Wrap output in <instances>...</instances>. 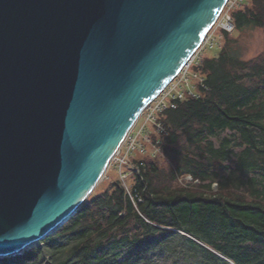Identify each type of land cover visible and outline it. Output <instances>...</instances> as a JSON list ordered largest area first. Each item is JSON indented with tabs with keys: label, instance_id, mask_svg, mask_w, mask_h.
Segmentation results:
<instances>
[{
	"label": "water",
	"instance_id": "water-1",
	"mask_svg": "<svg viewBox=\"0 0 264 264\" xmlns=\"http://www.w3.org/2000/svg\"><path fill=\"white\" fill-rule=\"evenodd\" d=\"M228 0H0V259L58 232Z\"/></svg>",
	"mask_w": 264,
	"mask_h": 264
},
{
	"label": "trees",
	"instance_id": "trees-1",
	"mask_svg": "<svg viewBox=\"0 0 264 264\" xmlns=\"http://www.w3.org/2000/svg\"><path fill=\"white\" fill-rule=\"evenodd\" d=\"M233 18L200 69L210 92L165 114L166 162L142 158L138 207L105 180L41 247L0 264H264V0ZM247 31L262 36L250 58ZM188 175L200 184L182 186Z\"/></svg>",
	"mask_w": 264,
	"mask_h": 264
},
{
	"label": "built area",
	"instance_id": "built-area-1",
	"mask_svg": "<svg viewBox=\"0 0 264 264\" xmlns=\"http://www.w3.org/2000/svg\"><path fill=\"white\" fill-rule=\"evenodd\" d=\"M247 2L248 0H228L200 49L177 77L146 108L120 151L112 159L110 167L112 165L118 170V181L136 208L141 199L134 191L133 178L140 176L142 158L150 157L156 160L165 158L163 137L168 134V127L164 122L166 112L175 108L180 102L201 99L210 92L205 76L200 73L204 62L203 53L221 49L222 34L216 32L221 31L231 35L235 33L233 12ZM179 181L184 187H196L200 184V181L194 180L191 175L180 178ZM213 189H217L216 184L213 185Z\"/></svg>",
	"mask_w": 264,
	"mask_h": 264
},
{
	"label": "rangeland",
	"instance_id": "rangeland-1",
	"mask_svg": "<svg viewBox=\"0 0 264 264\" xmlns=\"http://www.w3.org/2000/svg\"><path fill=\"white\" fill-rule=\"evenodd\" d=\"M216 33L217 34L218 33L222 34L221 31L216 32ZM261 44H262V36H261V34L258 31L251 32V33H248V31H247L242 36L241 42H240L238 48L241 50V52H242V54H243V56L245 58H250V57L254 56L256 53H258L260 51ZM216 53H217V50L205 51L203 53V58H205L207 54L213 55V54H216ZM148 158H150V157H148ZM166 160H167L166 158H162V159H160L158 161H160L161 163H163V162L165 163ZM116 179H118V170H115L114 167L111 165V167H109V170H108V172H107V174L105 176V179L101 183H103L105 180L106 181H109V180L113 181V180H116ZM97 189H98V187H97ZM42 245L43 244H42V241H41L39 244L34 245L29 250H31V249H33L35 247H41Z\"/></svg>",
	"mask_w": 264,
	"mask_h": 264
}]
</instances>
